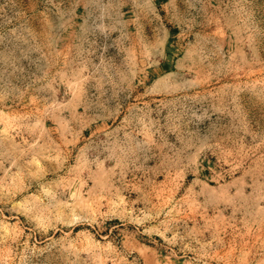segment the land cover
I'll use <instances>...</instances> for the list:
<instances>
[{
    "label": "rangeland",
    "instance_id": "rangeland-1",
    "mask_svg": "<svg viewBox=\"0 0 264 264\" xmlns=\"http://www.w3.org/2000/svg\"><path fill=\"white\" fill-rule=\"evenodd\" d=\"M0 264H264V0H0Z\"/></svg>",
    "mask_w": 264,
    "mask_h": 264
}]
</instances>
